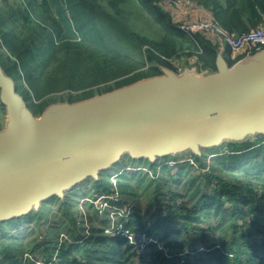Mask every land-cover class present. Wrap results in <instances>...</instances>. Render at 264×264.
<instances>
[{"label":"trees","instance_id":"16d2710c","mask_svg":"<svg viewBox=\"0 0 264 264\" xmlns=\"http://www.w3.org/2000/svg\"><path fill=\"white\" fill-rule=\"evenodd\" d=\"M196 1L227 32L239 35L264 23V0ZM146 21L155 28L143 29ZM217 52L204 36L184 34L157 0H21L17 10L0 8V67L35 117L62 95L69 103L84 101L174 70L181 60L194 58L213 73ZM223 55L236 62L228 48ZM4 117L0 101V130ZM255 137L190 154L197 168L188 161L170 167L169 158L161 166L142 164L151 175L118 174L116 205H132V212L117 224L157 241L169 255L150 242L135 262L134 245L106 233L110 220L94 204L82 203L85 215L77 208L84 195L112 193L108 170L81 193L50 198L59 203L55 213L43 203L1 222L0 264H30L25 253H38L44 264H264V135ZM24 223L32 226L22 231ZM61 233L66 239L58 245Z\"/></svg>","mask_w":264,"mask_h":264},{"label":"water","instance_id":"95a60500","mask_svg":"<svg viewBox=\"0 0 264 264\" xmlns=\"http://www.w3.org/2000/svg\"><path fill=\"white\" fill-rule=\"evenodd\" d=\"M0 101L1 223L38 211L52 197L63 200L124 156L155 164L264 135V51L232 65L218 51L213 73L163 68L84 101L52 104L39 117L0 67Z\"/></svg>","mask_w":264,"mask_h":264},{"label":"built area","instance_id":"2783aa9c","mask_svg":"<svg viewBox=\"0 0 264 264\" xmlns=\"http://www.w3.org/2000/svg\"><path fill=\"white\" fill-rule=\"evenodd\" d=\"M157 5L167 12L171 19L178 25V28L187 36L193 38L196 34L204 36L212 44L218 47L219 52H223V49L228 48L230 54L232 55L231 60H236V62L244 60L255 53L264 51V23L259 27L250 30L249 32L243 34H235L227 32L220 28L217 23L214 21L211 14L206 10V8L199 4L196 0H157ZM177 75L183 73H193L196 75H207L210 74L207 70H202L197 64L194 58L188 59L187 65H180L174 63V70ZM212 157V156H210ZM190 162L195 168L197 165L189 158H182L176 161H168L165 164L170 167L175 166L176 164H182L184 162ZM208 169L203 170L206 172ZM132 172V171H144L149 172L147 168L143 166H126L121 169L119 173H115L113 176H110V182L113 185V191L107 195H100L96 199L84 198L82 203L91 202L99 210L100 214L104 213V208L109 207V202H113V209L109 212L111 215H117L119 218L128 216L132 212V205H127L123 208H119L116 204L122 201V196L116 188V177L121 172ZM151 175V172H149ZM111 209V208H109ZM80 210L83 211V208L80 207ZM108 212V213H109ZM119 230H114L115 235H123L128 238L131 244L134 245L136 252L135 262H141L142 259L147 254L146 244L154 243L158 245V242L145 238L144 236H135L128 231H123L121 224L117 226ZM109 227L106 229V233L110 232ZM116 231V232H115ZM65 238V236L61 235ZM60 237V238H61ZM158 250H162L166 253L165 249L161 244L158 245ZM166 255H169L166 253Z\"/></svg>","mask_w":264,"mask_h":264},{"label":"rangeland","instance_id":"374dc122","mask_svg":"<svg viewBox=\"0 0 264 264\" xmlns=\"http://www.w3.org/2000/svg\"><path fill=\"white\" fill-rule=\"evenodd\" d=\"M21 6V0H0V8H4V9H9V11H14V10H17V7H20ZM146 24H144V28H155L149 21H146L145 22ZM176 64H180V65H184L185 62L183 60H181L180 62H176ZM68 94H65V95H62L61 97H59L56 102L54 104H64V103H68V98H67ZM6 128V117L3 118V121H2V129H5ZM247 139L251 140V141H254L256 139L255 136L253 135H247L246 137ZM229 142V139H227L223 144H226ZM191 154V152L189 151H184V152H181L180 154H177V155H174V156H167V157H164V158H161L160 160H158L156 162V164H158L159 166H161L163 164L164 161L168 160H173V158H178V159H182V158H186L188 157L189 155ZM146 160H132L130 159L129 157L127 156H124L121 160V162H118L116 164L113 165V167L110 169V172L108 173V171L106 173H108L110 176H113L115 174V172H119L122 168L126 167V166H133V165H137V166H143L142 164H146ZM148 163V162H147ZM91 184V181L90 179H87L85 180L83 183L79 184L77 187L74 188V190H71L69 193L73 192V193H81L80 189L82 188L83 185H85L86 187L90 186ZM68 194V192H67ZM71 195V194H70ZM86 195L82 196L80 199H79V204L77 206V208L80 210V207H82V200L85 197ZM50 200V199H49ZM46 201L44 204L46 206H43L44 208L47 207L48 209L51 210V213H55L58 206H59V203L57 200H50V201ZM111 208V209H109ZM77 209V210H78ZM113 209V205L109 204V207H105L104 208V213H103V218L106 220V222H108V220H110V224H109V228L111 230V234L113 233V227L115 228V230H119L117 228V226L120 225V222L117 224V221L119 219V217L117 215H111L109 210L111 211ZM81 211V210H80ZM109 212V213H108ZM81 213L83 215H85V211H81ZM150 216L153 215L154 211L153 209H151L149 212ZM50 218V217H49ZM52 220V218H51ZM56 219H53L52 221H55ZM112 220V221H111ZM116 223V224H115ZM32 225H27V224H23L20 226V229L23 231L25 230L27 227H31ZM49 224L48 223H45V225L43 224V227L41 230H43L42 232H44L47 228H48ZM86 226V231L88 230V226ZM116 232V231H115ZM110 232H108L109 234ZM88 234V233H86ZM41 235H45V233H41ZM61 235H63L62 233L59 234L58 236V245H61L64 241H65V238L61 237ZM43 236H41L40 238H42ZM61 237V238H60ZM24 259H28L31 263L30 264H44L43 261L41 260V256H39L38 253H36L35 255H32L30 253H25L23 255Z\"/></svg>","mask_w":264,"mask_h":264},{"label":"crops","instance_id":"0c3cea01","mask_svg":"<svg viewBox=\"0 0 264 264\" xmlns=\"http://www.w3.org/2000/svg\"><path fill=\"white\" fill-rule=\"evenodd\" d=\"M207 10V9H206ZM208 11V10H207ZM210 14H211V12L210 11H208ZM211 16H212V14H211ZM223 51H224V49H223ZM231 57H232V55L230 54V59H231ZM188 64V62H186L184 65H187Z\"/></svg>","mask_w":264,"mask_h":264}]
</instances>
